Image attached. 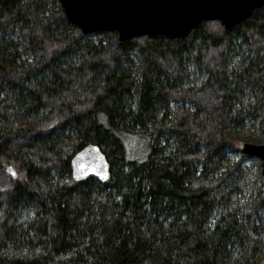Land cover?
I'll list each match as a JSON object with an SVG mask.
<instances>
[{
	"label": "trees",
	"instance_id": "1",
	"mask_svg": "<svg viewBox=\"0 0 264 264\" xmlns=\"http://www.w3.org/2000/svg\"><path fill=\"white\" fill-rule=\"evenodd\" d=\"M240 139L264 142V7L119 41L57 0H0V264H264V180ZM89 144L105 183L72 179Z\"/></svg>",
	"mask_w": 264,
	"mask_h": 264
},
{
	"label": "water",
	"instance_id": "2",
	"mask_svg": "<svg viewBox=\"0 0 264 264\" xmlns=\"http://www.w3.org/2000/svg\"><path fill=\"white\" fill-rule=\"evenodd\" d=\"M69 23L82 34L115 32L119 41L143 36L186 38L202 22L218 21L229 31L264 7V0H57ZM239 152L260 161L264 180V142H241ZM75 182L105 183L110 167L100 148L89 144L70 161ZM12 174V170L8 169Z\"/></svg>",
	"mask_w": 264,
	"mask_h": 264
},
{
	"label": "rangeland",
	"instance_id": "3",
	"mask_svg": "<svg viewBox=\"0 0 264 264\" xmlns=\"http://www.w3.org/2000/svg\"><path fill=\"white\" fill-rule=\"evenodd\" d=\"M121 142L128 161L143 162L147 159L150 148L145 137L136 134H127L122 136ZM238 142L241 143L244 142V140L240 139ZM238 142H236V148ZM244 164L249 168L250 178L255 179L260 176L261 165L258 167L255 163L249 160L245 161ZM11 176L14 177V173H12Z\"/></svg>",
	"mask_w": 264,
	"mask_h": 264
},
{
	"label": "bare ground",
	"instance_id": "4",
	"mask_svg": "<svg viewBox=\"0 0 264 264\" xmlns=\"http://www.w3.org/2000/svg\"><path fill=\"white\" fill-rule=\"evenodd\" d=\"M108 162V161H107Z\"/></svg>",
	"mask_w": 264,
	"mask_h": 264
}]
</instances>
